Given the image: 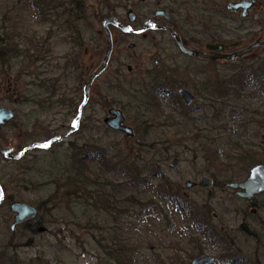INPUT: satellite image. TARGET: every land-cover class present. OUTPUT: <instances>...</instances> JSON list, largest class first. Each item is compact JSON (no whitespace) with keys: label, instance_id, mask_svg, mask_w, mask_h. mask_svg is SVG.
I'll use <instances>...</instances> for the list:
<instances>
[{"label":"rangeland","instance_id":"1","mask_svg":"<svg viewBox=\"0 0 264 264\" xmlns=\"http://www.w3.org/2000/svg\"><path fill=\"white\" fill-rule=\"evenodd\" d=\"M40 1L44 4L46 0ZM130 1L140 4V11H136L140 18L145 17V14L147 17L154 16L155 12L161 8V2L175 5L176 10L172 12L175 22L181 20L182 13L186 14L185 10L178 7L184 8L183 3H197V7L207 10L206 15L213 8L217 11L213 17L215 21L209 18L200 19L201 15L200 23L198 18L196 21L192 20L197 28L195 30L205 32L209 28L219 25L218 31L221 30L223 34L221 36L223 42L227 45L240 43V48L249 46L259 37L264 39V0H257L258 4L251 9L248 18H243L241 11L235 13L227 10L226 7L230 2L238 0H214L215 6L213 0H82L81 4H72L69 0H62L63 7L57 10H53L45 4L40 5V8H35L31 0H0V35L2 37H5V32L10 30L9 34L12 32L11 35L16 37L14 40H18L21 36L22 42L26 46H32L29 42L44 41L47 43V47L52 49V52H47L40 58L13 59L11 67L0 69V106L15 109L17 112L15 121L5 131L9 133L15 129L13 134L23 133L24 139L37 136L39 133H49L50 137L61 138L60 141L53 143L48 150H30L24 158V162L19 164L13 161L8 162L4 158L1 163L2 167L0 166L2 183L7 189V194L12 196L14 201L37 206L40 200L50 197L54 185L46 187L42 185V181L39 183L34 181L31 187L27 188L25 181H28L30 173L34 177L45 175L46 178H43L45 181L53 179V177H47L48 173L41 172V168L52 167V165L57 167L59 160L64 161L65 150L71 144L77 146L87 143L96 144V148L102 147L111 158L118 155L115 145L120 149L135 145V139L128 141L123 133L110 131L104 123V119L108 117V110L116 107L124 111L126 124L135 130L133 109L128 105L129 91L130 101L139 100L142 106L143 94H149V100L155 99L157 103L161 104L160 109L152 108L151 105L147 109L132 107L143 115L145 120H149V124L160 125V121L156 120L159 117L155 118L153 115H163L164 120L167 115L182 119L184 115L182 109L174 105L172 95L179 94V90L182 88H187L196 96L192 106L186 107L187 110H190V117L198 118V123L204 128L212 127L210 119L214 113L207 107L205 100L198 99L194 87L188 88L179 85L173 90V86L164 84L165 79L162 80L155 73L157 70L154 63L156 60H160L163 64L162 67L165 68L172 65L173 59H176L179 62V68L184 70L191 66L199 71L200 73L192 70L195 72L194 79L197 82H203L206 75L210 76L211 81L215 80L217 73L222 78H228L233 71L226 65V61L219 60L220 62H213L215 63L213 65L181 54L169 32L152 33L146 38L130 36L122 46L121 43L126 36L112 27L115 45L112 62L108 70L95 82L83 115L78 118L79 107L85 101L82 90L85 78L81 81L80 73L98 66L105 55L106 34L102 22L108 14H112L110 12L115 14L113 16L128 22L127 15L132 10L129 7ZM216 4H219V7H216ZM220 5L223 10L225 9L222 15L218 12V9H221ZM66 10L72 14L71 18H67ZM191 15L195 17L194 13ZM149 19L148 17L145 20ZM159 22L164 24L165 21L159 19ZM173 24L172 22L169 26ZM73 37L81 38V40L78 39L79 48H76ZM206 41L199 43L201 45L198 48L197 45L191 46V48L207 51L204 45L210 41ZM132 43L135 44L134 49L129 48ZM161 48L165 50L163 54ZM263 58L264 47H259L245 58H241L242 62L240 63H243V60L254 62ZM70 59L77 61L79 68L67 69L66 65L70 63L68 61ZM173 67L174 65L171 66V70ZM129 68L132 71H129ZM117 77L120 78L117 79ZM180 78L178 77L179 81H182L183 78ZM131 82L135 86L129 87L130 90H128L126 86H129ZM123 83L126 86L119 90ZM9 87L11 88L8 90ZM163 90L166 92H161ZM254 90V87L251 86L244 93L248 96L243 99L244 105L248 108L251 107V111L254 112L253 117L262 118L261 115L255 113V110L258 106L264 105V94L256 96L257 100H253L254 98L249 94ZM238 111L241 114V111ZM239 113L232 114L234 121H231L229 117V123L223 122L214 125L217 127L227 126L234 130L237 125H240L238 121L242 119L237 117ZM35 123L38 127H35ZM253 129V131L249 129V134L242 132L245 137L237 139L247 144L261 143L262 140L256 137L258 132L261 137H264V128L256 126ZM8 133L5 132L3 135ZM143 134L144 132L141 131V135ZM169 135L174 136L171 129L156 128L152 139L164 142L167 138L173 139ZM9 141L5 135L3 145L8 146ZM36 141L45 142L42 138ZM195 148H199L197 144L184 143L180 149L182 161L177 166L173 161L163 162L160 172L174 183L181 195L195 202L198 207L203 208L205 204L209 205L212 209L213 222L219 230L234 232L246 220L252 223L258 230L259 242L250 241L247 243V241H243L239 244V249L242 253H255L256 255L258 253L257 259L261 260L260 264H264V193L251 200H243L237 196L236 191L228 187V184L225 188L201 187L200 181L203 176L212 177L201 172L204 168L202 167V158H196L195 163L192 152ZM154 152V150L148 151L146 155L137 156L138 160L141 163L151 160L162 162L163 156L158 153L154 154ZM221 157L226 160L229 156L224 154ZM91 164L98 169L96 163ZM30 168H32V172H29ZM10 175H14L12 180H10ZM245 178L244 176L234 182L242 181ZM156 180L154 179L153 182ZM187 180L196 182L198 186L191 190L187 189L185 186ZM105 181L101 180L104 185H107L103 190V195L97 197V194L93 193L92 197L96 199L86 195L89 197L87 200L89 203L77 205L73 213L72 210H67L64 203L62 205L55 199L56 204H50V207H60L59 215H45L44 222L46 223L36 237L28 233L23 224L12 230L15 215L10 209V204L13 202H5L3 206H0V254L6 252L9 253V256H18L25 262L39 257L44 261L43 264H117L113 261L115 258L105 250L117 238L124 241L129 251L128 254H132L136 260L135 264H182V260L185 262L188 260L191 264L193 259H187V254L194 247L188 242L190 234L187 235V221L175 206L158 201L154 197L151 199L152 195L148 190L143 191L140 195L138 193L140 190L136 188L125 190L121 196L115 199L108 193L111 192L113 186ZM122 181L118 178L114 182L118 184ZM91 185H93L92 190H97L93 188L94 184L91 183ZM60 194L58 197L64 198L63 191ZM132 195L140 200L135 203L134 208H131L133 203L129 200ZM105 197L110 204L117 203L116 207L121 209L120 212H116L113 207L107 209L103 204ZM253 200L258 203V207L249 206ZM111 206L109 205V208ZM157 206L159 208H155ZM244 210L248 213L246 217L242 213ZM61 213L65 217H61ZM41 215L42 212L39 213L37 219ZM97 222L98 224H96ZM195 239L196 246L200 248L202 245L204 248V254L218 259L215 264H224L220 260L218 251L207 247L198 237Z\"/></svg>","mask_w":264,"mask_h":264},{"label":"trees","instance_id":"2","mask_svg":"<svg viewBox=\"0 0 264 264\" xmlns=\"http://www.w3.org/2000/svg\"><path fill=\"white\" fill-rule=\"evenodd\" d=\"M69 1H71L72 4L82 3V0ZM31 2L35 8H40V5L43 6L44 4L45 6L51 7L53 10L63 7L61 4L62 0H46L44 4L40 0H31ZM196 4L197 3H183L182 5H185L184 8L178 7L179 9L185 10L186 14L182 13L181 20L174 23L176 29L183 37L188 39L191 46L198 45L206 40V42L224 43L221 38L223 34L221 30L220 32L218 31L220 28L219 25L214 28L211 27L205 32L195 30L197 28L192 20L196 21V18H198L199 23L201 21L200 19L203 18L212 20L217 11V9L215 10L213 8L209 10V14L206 15L207 10H202L200 7H197ZM160 5L161 8L165 10L168 9L172 12L176 10L175 5L172 4L161 2ZM216 7H219V4H216ZM220 8L218 12L222 15L225 9L223 10L221 5ZM132 9L140 11L138 3L133 5ZM66 13H68L67 18L72 17L69 10H66ZM110 13L112 14H108L107 17L115 15L113 12ZM191 13H194L195 17H192ZM200 15L202 17H200ZM213 21H215V19H213ZM204 27H206V25H204ZM9 31L5 32V37L0 35V69L8 68L7 66L11 67V61L13 59L21 58L22 60H30V57L40 58L43 57V54L51 52L52 50L51 47H47V43L44 41L29 42L32 46H26L23 44L21 36L15 41L14 39L16 37L11 35L12 32L9 34ZM215 31L217 32L216 34L214 33ZM26 40L28 41V39ZM73 40L75 42L77 41L74 37ZM78 46H80V44H78ZM240 62H242V59H238L235 62H226L229 69L233 71L232 74H229L228 78H222V76H219L217 73V78L215 80L211 81L210 76L206 75L203 78V82H196L193 84L198 99L205 100L204 102L207 107L212 109L214 113L210 119L212 127L209 128L202 127V125L198 123V118L190 117V110H187L183 105L177 93L172 95V101L175 106H179L182 109V113L184 114L182 119L167 115L164 120L163 115H153L155 118L159 117L156 120L160 121V125L149 124V120H145L143 118L144 116L134 108L147 109L151 105L152 108L155 107L160 109L161 104L157 103L155 99L149 100V94H143L141 99L143 103L142 106L139 100L130 101L129 91L128 105L133 109L135 136L133 138L125 137L128 141L135 139V145L126 149H120V147L115 145L114 147H116L115 150L118 155L111 158L102 147L96 148V144L90 145V143H87L82 146L71 144L65 150L64 161L59 160L57 162V167L52 165V167L41 168V172L48 173L49 175L47 177H53V179H46L45 181V179H43L46 178L45 175L42 174L34 177L30 173L28 181H25L27 188H30L34 181L36 183L42 181V185L46 187H50V185L54 186H52L53 189L51 190L52 194H50V197L42 199L37 203L40 212H42L41 217L35 221L24 224L25 230L36 237L46 223L44 222L45 215H59L60 207L53 208L50 207V204L55 205L56 202L59 201L62 205L64 203L67 206V210H72L71 212L73 213L77 205L89 203L87 202L89 197L86 195H90L91 198L94 199L96 198L92 197L93 193H96L97 197L103 195V190L107 185H104L101 180H106L105 182L113 186L111 192L108 193L110 197H115V199L121 196L125 190L136 188L140 190V192H138L140 195L143 191L148 190L152 195L151 199L156 198L158 201H163L168 205L175 206L179 213L186 218L187 235L190 234L188 242L194 247L193 250L187 254V259H194L200 255H204V248L202 245L200 248L196 246L195 237H198L207 247L220 253V260H222L224 264H260L261 260L257 259L258 253L257 255L255 253H242L241 249H239V244L243 241H247V243L250 241L259 242L258 237L260 236L258 230L252 223L246 220L239 226L237 231L234 232H223L219 230L213 222V217L211 215L212 209L209 205L205 204L203 208L198 207L195 202L181 195L174 183L165 177L163 175L164 173L160 172L163 162L173 161L174 165L177 166L182 161L180 149L183 147L184 143L198 145L199 148H195V150L192 151L194 161L196 163L195 159L198 157L203 159L202 167L204 168L201 172L212 177L214 182L213 187L225 188L230 182H234L244 176L247 178L250 170L256 164L264 162V137H261L260 132H258L256 137L262 140L259 144H247L237 139H243L245 136L242 135V132L249 134V129L253 131V128L256 126H259L261 129L264 128V120H262L264 119V105L256 108L255 113L262 116V118H257V116H252L254 112L251 111V107L248 108V106L244 105L245 102L243 100L248 97L244 93L248 91L251 86L255 89L253 93L249 94L254 98L253 100H257L258 96L264 94V58L254 62H245L244 60L243 63ZM210 64L214 65L215 63L210 62ZM187 68L194 69L191 66ZM194 70L196 71V69ZM196 72L200 73L199 71ZM5 75H7V73H5ZM125 86L126 85L123 84L119 90L123 89ZM134 86L133 82H131L129 86L127 85L126 87L130 90L129 87ZM10 88L11 87H9L8 90ZM174 88L175 86L172 87L173 90ZM141 91L143 92V90ZM238 110L241 111V114ZM237 112L239 113L237 117L242 119L238 121L240 125H237V128L234 130L227 128V126L221 125L217 127L214 125L217 123L222 124L223 122L229 123V117L231 121H234L232 114H237ZM161 127L171 129L174 136H169L173 139L169 140V138H167L164 142L161 140H153L155 129ZM141 131L144 132L143 135H141ZM153 150L155 151L154 154L158 153L163 156L162 162L158 163L151 160L141 163L138 160L137 156L146 155V152ZM224 154L229 156L226 160L221 157V155ZM91 163H96L98 169L93 167ZM31 169L32 168L29 169V172H32ZM13 177L14 175H10V180H12ZM118 178L123 180L122 183L117 184L114 182ZM154 179H157L156 182H153ZM60 182H62V184H60ZM91 183L95 185L93 188L97 190H92L91 187L93 185H91ZM61 191H63L64 198L58 197ZM106 197L103 198L104 206L107 209H112L113 207L116 209V212H120L121 209L116 207L117 203L110 204L109 201L106 200ZM129 200L133 203L131 208H134L135 203L140 201L138 198H135L134 195L130 196ZM109 205H112L111 208H109ZM249 206L258 207V203L253 200ZM155 208H159V206ZM242 213L245 217L248 215L246 210L242 211ZM62 216L63 214L61 213V217ZM73 218L70 217V219ZM88 222L90 221L88 220ZM96 224H98V222ZM105 250L110 256L115 258L113 261L117 264H135L136 262L132 254H128L129 251L124 241L120 239L116 238L113 244L110 247L108 246ZM8 254L9 253L6 252L0 254V264L44 263L39 257L25 262L20 260L18 256H9ZM182 264H189V262L188 260L186 262L182 260Z\"/></svg>","mask_w":264,"mask_h":264},{"label":"water","instance_id":"3","mask_svg":"<svg viewBox=\"0 0 264 264\" xmlns=\"http://www.w3.org/2000/svg\"><path fill=\"white\" fill-rule=\"evenodd\" d=\"M257 5L256 0H239L230 2L227 5V10L232 12H242V17L247 18L250 15V11L253 7ZM157 15H163L167 21H171L172 17L168 12L165 11H158ZM128 18L131 23L135 22L137 19V15L134 11H130L128 13ZM115 25L120 27L124 32H130L131 27L122 25L116 17L106 19L103 22V27L106 31L107 35V51L104 56V59L102 60L99 67L94 71V73L89 77L88 81L85 85V101L83 103V106H85L89 100V93L91 90V86L94 83V80L98 78L108 67L111 55L113 52V38L111 31L109 30V25ZM148 28H144L142 31L146 30ZM172 36L177 41L178 46L180 47L181 51L190 56V57H196L199 59H205L210 61H236L237 59L245 58L249 54H251L255 49L259 47H264V39L259 38L252 42L249 46L239 49L237 51L226 53L225 51L231 49V48H237L240 46V43H234V44H224V43H218V44H207L206 50H198V49H192L189 47H186L180 36L172 31ZM179 95L182 97V99L185 102L186 106L192 105L195 100L196 96L191 92L189 89H180ZM82 106V107H83ZM81 111L80 109V115L81 117ZM15 117V112L8 108H0V121L5 125L9 123L12 119ZM105 125L112 131L120 132L126 135L129 138H133L135 136V131L131 126L126 125L125 123V115L122 110L120 109H110L109 110V116L105 119ZM61 139V138H57ZM52 142H36L32 144L27 150H34V149H43L47 150ZM12 152L10 148L4 149L2 151V154L5 155V157H10L9 153ZM24 155V152L19 153L18 155H15L14 159H20ZM213 179L207 176H203L200 181V186L203 188H211L213 186ZM186 188L191 190L194 187H197L198 184L196 182H193L191 180L186 181ZM228 187L230 189H233L236 191V194L238 197L242 198L243 200H251L254 197L261 195L264 193V162L256 164L249 173V176L243 180L238 182H231L228 184ZM4 200V193L1 192V198H0V204L3 203ZM11 211L15 214V221L12 225V230H15V228L21 224L31 222L37 219L40 210L38 207L33 206L31 204L25 203V202H18L15 201L10 206ZM217 261L216 257L204 254L200 255L196 258H194L191 262V264H215Z\"/></svg>","mask_w":264,"mask_h":264},{"label":"flooded vegetation","instance_id":"4","mask_svg":"<svg viewBox=\"0 0 264 264\" xmlns=\"http://www.w3.org/2000/svg\"><path fill=\"white\" fill-rule=\"evenodd\" d=\"M239 1V0H238ZM257 1V0H256ZM234 2V1H233ZM130 5H129V7H130V9H132V7H133V5H135L136 4V2H132V1H130ZM257 4H258V1H257ZM140 4L138 3V6H139ZM180 5V4H179ZM131 11H134L135 13H136V15H137V19H136V21L135 22H133V23H131L130 21H129V18H128V15H127V21L128 22H125L124 20H121L119 17H117V16H108L107 18H105L104 20H103V22L106 20V19H109V18H113V17H116L117 19H118V21L122 24V25H125V26H130L131 27V31L130 32H124L120 27H118V26H115V25H112V24H110L109 25V30L111 31V27L112 28H114L115 30H117V31H119V32H121V34L122 35H124V36H126V37H124L125 38V40H123V42L121 43V45L123 46L126 42H127V39H129V37L130 36H133V37H138V36H141V37H147L148 35H150V34H152V33H159V34H161V33H164V32H169V34H170V37L173 39V41H174V43H175V45L178 47V49H179V51H180V53L181 54H183V55H185V56H187V57H190V56H188V55H186V54H184L182 51H181V49H180V47L178 46V44H177V41L174 39V37L172 36V31L173 32H175V33H177L179 36H180V38H181V40H182V42H183V44L186 46V47H189V48H191V45H190V43H189V41H188V39H186L185 37H183V35L176 29V26H175V24L174 25H172V26H169V24L170 23H176L175 21H174V13H172V11H170V10H165V9H163V8H160L159 10H157L156 12H155V14H154V16H152L151 17V15L150 16H148L150 19L149 20H145V19H147L148 17L146 16V15H144L145 17H139V14L136 12V10H131ZM158 11H165V12H168L170 15H171V17H172V19H171V21H167L166 20V18L163 16V15H157V12ZM130 12V11H129ZM128 12V13H129ZM241 14H242V12H241ZM248 18V17H247ZM159 19L161 20V19H163L165 22H164V24H161L160 22H159ZM103 22H102V27H103ZM144 28H148V29H146V30H144V31H142ZM103 29H104V27H103ZM104 31H105V29H104ZM105 34H106V31H105ZM111 34H112V31H111ZM79 35H81V34H79ZM72 37V36H71ZM83 38V37H82ZM112 38H113V34H112ZM259 38H262V37H259ZM78 39L79 40H81V38H79L78 37ZM77 38H76V42H75V46H76V48H79V46H78V44H80V42H79V40H78ZM222 43V42H221ZM207 44H209V43H207ZM206 44V45H207ZM216 44V43H215ZM226 44V43H225ZM231 44H234V43H231ZM201 44H199V45H197V48H198V46H200ZM206 45H204V46H206ZM114 38H113V51H114ZM242 47V46H241ZM129 48L130 49H134L135 48V44L134 43H132V44H130V46H129ZM239 49H242V48H240V47H237V48H231V49H229V50H227V51H225L226 53L228 52V53H231V52H234V51H237V50H239ZM198 50H201V49H198ZM106 51H107V35H106ZM106 51H105V54H106ZM52 52V51H51ZM165 52V50L163 49V48H161V53L163 54ZM105 56V55H104ZM112 57H113V52H112V55H111V59H110V62H109V65H108V67H107V69L98 77V78H96L95 80H94V83L92 84V86H91V90H92V87L94 86V84H95V82L108 70V68H109V66H110V64H111V62H112ZM190 58H193V59H198V60H201V61H205V62H208V63H210V62H220V61H210V60H203V59H199V58H196V57H190ZM104 59V58H103ZM102 59V60H103ZM174 60V63L172 64V65H174V67L172 68V70H171V66L172 65H169V66H166L165 68L164 67H162V62H160V60H156L155 61V63H154V65H155V69L157 70V71H155V73L156 74H158V76L159 77H161L162 78V80L163 79H165V82H164V84H166V85H168V86H184V87H193V84H195L197 81L194 79V73L195 72H193L192 70H194V69H190V68H185L184 70L182 69V68H179V62H177L176 61V59H173ZM68 61H70V63H68L66 66H67V69H70L71 67H78L79 68V63L77 62V61H74V60H68ZM102 62V61H101ZM101 64V63H100ZM99 64V65H100ZM99 65L98 66H96L95 68H93V69H90V70H86V71H84V72H81L80 73V78H81V81H82V79L83 78H85V81H84V86H83V96L85 97V85H86V82L88 81V79H89V77L94 73V71L99 67ZM175 68H176V70H175ZM179 68V69H178ZM129 71H132L131 70V68H129ZM189 72H191V73H189ZM188 74H191V75H188ZM148 75V74H147ZM178 77H181V78H183V79H181L182 81H179V79H178ZM120 77H117V79H119ZM116 79V80H117ZM120 81V80H119ZM128 83V82H127ZM200 83V82H199ZM124 84V83H123ZM130 84V83H129ZM116 87V86H115ZM182 89H184V88H182ZM187 89V88H186ZM91 90H90V93H89V98H90V95H91ZM161 92H166V91H161ZM180 96V95H179ZM181 98V101H182V103H183V105L185 106V107H191L192 105H190V106H186L185 105V102H184V100L182 99V97H180ZM87 105V104H86ZM85 105V106H86ZM83 104H81L80 105V107H79V111H78V118H81L82 117V115H83V111H84V108H85V106H83ZM0 108H8V109H11V110H13L14 112H15V117H14V119H12L9 123H7V124H3L1 121H0V166H1V163L4 161V158L6 159V160H8V162H10V161H13L14 163H16V164H19V163H21V162H24V158L26 157V155H27V153L28 152H30V150H27V148H29L32 144H34V143H36L37 141L36 140H38L39 138H42V139H44V141L45 142H52L51 143V145L53 144V142H58V141H60V139H57L58 137H50V136H48L49 135V133L47 134V133H39L37 136H30V137H28V139H24V137H23V133H19V134H13V131L15 130V129H13V130H11L9 133H8V131H5V129H7L8 128V126L11 124V123H13L14 121H15V119H16V116H17V112H16V110L15 109H12V108H9V107H5V106H0ZM82 108V111H81V117H79V115H80V109ZM114 108H116V107H114ZM110 109H113V108H110ZM109 109V110H110ZM116 109H120V108H116ZM109 110H108V116H109ZM120 110H122V109H120ZM123 111V110H122ZM123 113H124V111H123ZM124 115H125V113H124ZM107 118V117H106ZM104 121H105V119H104ZM105 123V122H104ZM125 123H126V116H125ZM127 125V124H126ZM18 127H19V125H18ZM35 127H38V125L35 123ZM108 128V127H107ZM109 129V128H108ZM110 130V129H109ZM31 131V130H30ZM110 131H112V130H110ZM8 133V134H5L6 135V138L7 139H9L10 141H9V145L8 146H4L3 145V141H4V137H5V135H3L4 133ZM112 132H114L115 133V131H112ZM28 133V132H27ZM118 133H120V132H118ZM12 134V135H11ZM50 145V146H51ZM8 148H10L11 150H12V152H10L9 153V156L10 157H5V155H3L2 154V151L4 150V149H8ZM34 150H36V149H34ZM31 151H33V150H31ZM21 152H24V155L20 158V159H14V158H12V157H14L15 155H18L19 153H21ZM2 167V166H1ZM1 169V168H0ZM3 191V193H5L4 194V200H3V203L2 204H0V206H3V204H5V202H7V203H12V202H14V198L12 197V196H10V195H8L7 194V189H5V187H4V185H3V183H2V175H1V171H0V198H1V192ZM6 203V204H7ZM10 206H11V204H10Z\"/></svg>","mask_w":264,"mask_h":264}]
</instances>
